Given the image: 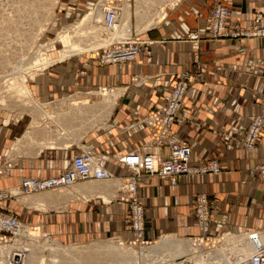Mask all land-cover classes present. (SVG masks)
Here are the masks:
<instances>
[{
    "label": "crops",
    "instance_id": "0c3cea01",
    "mask_svg": "<svg viewBox=\"0 0 264 264\" xmlns=\"http://www.w3.org/2000/svg\"><path fill=\"white\" fill-rule=\"evenodd\" d=\"M218 1L181 0L173 13L170 12L167 22L141 36L151 43L136 60L115 67L93 61L100 66V75L31 77V89L25 97H20L27 103L15 115L18 119L7 120L0 115V155H10L15 162L8 177L0 176V190L19 186L24 176L45 178L58 174L89 144L101 154L103 167L125 177L131 171L127 172L116 161V155L137 149L150 139L149 131L140 123L141 118L161 104L162 96L179 79L188 77L191 84L183 100V120L174 124L173 130L191 144L192 164L217 159L221 171L183 175L176 186L158 176L142 175L139 195L144 204V239L150 241L166 232L182 236L199 234L193 217L194 200L199 192L206 193L212 204V234L218 235L225 229L264 228V183L248 174L255 165H264V124L251 150H246L240 141L223 140L224 134L240 139L241 126L254 115L264 118V38L209 39L204 17ZM223 3L231 10L230 30L236 25L239 29L248 27L255 9L264 14V0H224ZM192 30H198L201 35L197 50L188 39ZM195 54L201 64L197 77L198 71L193 65ZM77 62L91 61L80 57ZM134 77L139 81H133ZM78 84H104L112 90L109 94L100 93L106 96L102 99V108L97 114L93 111L91 116L96 118L93 124L99 126H79V119H87L82 114L90 115L92 107L84 110L87 101L72 98L81 93ZM69 98L73 107L71 119L63 120L65 113L40 108L42 103L59 100L55 102L58 103ZM24 114L29 119L24 120ZM103 182L77 183L70 192H51L43 202L24 203L41 206L57 202L63 206L73 196V202L68 201L73 203V208L60 219L56 218L59 226L75 235L112 233L130 238V206L115 197L114 187ZM96 183L100 184L96 186ZM80 184L88 189L83 190ZM15 204L13 198L4 199L0 201V210L17 212Z\"/></svg>",
    "mask_w": 264,
    "mask_h": 264
},
{
    "label": "rangeland",
    "instance_id": "374dc122",
    "mask_svg": "<svg viewBox=\"0 0 264 264\" xmlns=\"http://www.w3.org/2000/svg\"><path fill=\"white\" fill-rule=\"evenodd\" d=\"M180 1L126 0L123 9L119 6L121 28L114 33L115 35L111 33H106L105 35L101 21L100 0H0V115H3L4 119L7 120L15 119L20 107L26 108L22 104H26L27 101L20 99V97H25V92L31 89L30 78L33 76H76L81 78L100 75L98 74L99 70H101L100 66L95 65L93 61H98L104 66H107V63H102L100 59L93 58L96 50L107 47L112 41V43L125 42L127 41L126 39L134 34L142 36L147 30L164 24L169 20L170 12L172 11L173 13V9ZM202 16L203 14L200 12L199 17ZM114 37L122 39L112 40ZM80 57L90 59L91 62L81 64L77 62ZM111 65L113 67L118 66V64ZM77 87L81 93H77L72 98H76L75 100L81 102L84 100L85 103L87 101V105H84V110L92 107L90 115L82 114V117L87 119L83 121L79 119V126L81 128L99 126L94 125L96 118L91 116L93 111H96L97 114V110L100 111L102 108L101 101L104 96L100 95V93L105 92L104 90L107 91V94L111 93L108 91L110 87L104 84L94 86L78 84ZM56 101H49L45 104L39 103L38 105L41 104L40 108L43 111L55 110L56 114L65 113L62 116L63 120L71 119L73 117L71 110L73 107L71 106L70 98L63 102L55 103ZM22 118L24 120L29 119L25 114ZM105 118L103 115L102 119L104 122ZM115 158L117 161V157ZM124 169L127 172L130 170ZM115 175L118 176L117 174ZM81 182L85 181L77 183ZM111 183V185L114 184V182ZM72 188L74 187L58 190L70 192L73 190ZM12 189H15V192ZM0 191L12 192V194L1 198L0 201L7 198L15 199L17 212L0 211L13 215L16 213L17 218L23 225V230L27 229L16 237H9L7 233H0V237L1 235L6 236L5 240H1L4 243H0V264H7L6 258H9L12 252H22L26 257L31 256L30 264H40V261L41 264H134V259L124 260L118 253H115L114 251L117 248L138 253V256L136 255V264H149V262H145V256L140 255L141 251H148L144 250L145 247L148 248L155 244L164 245L161 248L162 250L159 251L160 255H163L167 253L166 249L169 248L162 244L164 239L175 237L187 242L198 235L182 236L166 232L156 236L155 239H151L152 243L144 246L130 243L129 238L121 234L75 235L73 231H68L69 229L67 228L65 230L61 225L59 226L56 219L57 217L60 219L61 216L73 208V196L69 199L67 198V203L64 202L63 206L61 204L58 205L57 202L49 204L50 206H34L24 202L28 201L30 203V201H33L32 199L36 198L34 195L45 194V192L46 194H51L50 191L52 190L26 196L19 194L16 187H9ZM43 194L41 195L43 196ZM116 196L119 199L118 190ZM68 201H72L71 204ZM64 204L66 207H64ZM259 229L264 230V228ZM249 230L251 229L243 231L225 229L221 233H227L224 236L228 238V241L232 242L231 247L240 248L238 234ZM215 244H213L215 247L227 246L228 242L221 239L220 242H215ZM192 246L195 252L198 250L199 253L205 254L208 250L203 244L197 245V247L192 244ZM189 247L191 249V246ZM74 251L79 252L76 253L79 256L71 255ZM161 258L159 257L156 259L158 261L155 260L153 262L155 264H173V261L166 262ZM19 260L16 257L15 261L18 262ZM211 262H216V260L193 259V264H211ZM19 264H22V262Z\"/></svg>",
    "mask_w": 264,
    "mask_h": 264
},
{
    "label": "built area",
    "instance_id": "2783aa9c",
    "mask_svg": "<svg viewBox=\"0 0 264 264\" xmlns=\"http://www.w3.org/2000/svg\"><path fill=\"white\" fill-rule=\"evenodd\" d=\"M126 0H100L102 5L103 23L106 29L114 30L119 24V6ZM220 0L214 3L208 14L204 17L208 38L218 40L236 37H260L264 38V14L259 9L253 11V17L248 27L239 29L237 25L230 30L228 18L231 10ZM200 33L192 30L188 33V39L192 42L194 50L199 48ZM125 42H116L107 47L96 50L93 58L100 59L102 63L124 64L135 60L138 55L151 43L143 39L139 34L131 35ZM193 65L199 69L201 64L198 55L193 57ZM133 81H138L137 77ZM191 80L188 77L179 79L172 89L162 96L161 104L149 109L141 118L143 124L150 133V139L143 143L141 147L117 155V161L124 168L130 169V174L125 177L116 176L111 170L101 165V154L94 150L93 145H86L71 160L68 167L62 169L58 174L41 178L24 176L21 178L17 192L22 195H31L42 191H55L62 188L71 187L79 181L97 180L110 181L119 180L118 198L130 206L129 226L131 236L130 243L145 244L151 241L144 239V204L139 195V182L142 175L158 176L167 179L171 186H176L183 175L189 174H219L220 163L217 159H209L199 164L191 163V144L182 139L173 130V125L181 123L183 120L181 109L183 100L190 87ZM111 90V89H110ZM264 118L261 115L251 117L246 125L241 126L243 132L239 139L236 135L224 134V141H240L246 150L255 148ZM15 162L10 155H0V176L10 175ZM249 175L257 176L264 183V165L258 164L248 170ZM12 194L9 191H0V200ZM211 202L206 193L199 192L194 200V223L199 234L192 238L193 242L200 241L206 243L221 237L220 234H212L211 223ZM23 229L22 223L13 214L0 211V233H7L9 237L20 235ZM249 236L252 244V252L244 259L232 264H264V237L260 231L254 228ZM247 232V231H246ZM245 232V233H246ZM6 236L1 235L0 241ZM191 239V238H190ZM197 241V242H198Z\"/></svg>",
    "mask_w": 264,
    "mask_h": 264
},
{
    "label": "bare ground",
    "instance_id": "6f19581e",
    "mask_svg": "<svg viewBox=\"0 0 264 264\" xmlns=\"http://www.w3.org/2000/svg\"><path fill=\"white\" fill-rule=\"evenodd\" d=\"M126 4V1H124L123 3H121L120 4V8H122L123 9V6ZM128 6V5H127ZM7 8V7H6ZM126 8H128V7H126ZM100 11H101V14H102V27H103V30H104V34L106 35V33H111L112 35H115L114 33L115 32H118V30L121 28V23H120V19H119V24H118V26H117V28L116 29H114V30H108V29H106L105 28V26H104V23H103V11H102V5H101V7H100ZM96 14V13H95ZM124 14V13H123ZM99 16V15H98ZM97 16V19L99 18ZM101 17V16H100ZM123 17H124V15H123ZM127 19V18H126ZM154 19V18H153ZM14 20V19H13ZM99 20V19H98ZM124 20V19H123ZM4 22V21H3ZM9 23V22H8ZM96 25V24H95ZM96 27V26H95ZM94 27V28H95ZM100 27V26H99ZM7 32V31H6ZM28 33V32H27ZM122 34V33H121ZM94 35V34H93ZM97 35V34H96ZM95 36V35H94ZM121 36V35H120ZM122 38H112V40H121ZM89 41V40H88ZM91 41V40H90ZM22 42V41H21ZM84 44V43H83ZM96 50V49H95ZM12 83V82H11ZM140 84V83H139ZM138 85V84H137ZM105 92H103L102 94H105V93H107V91L106 90H104ZM109 92H112V91H110V90H108ZM24 92V91H23ZM23 92H21V93H23ZM26 94H28V91L27 92H25ZM105 97V96H104ZM85 99V98H84ZM80 100V99H79ZM84 101V100H83ZM104 101V100H103ZM101 103H102V101H101ZM108 103V102H107ZM106 104V103H105ZM103 105V104H102ZM105 107V106H104ZM36 108V107H35ZM34 108V109H35ZM108 109V108H107ZM103 110V109H102ZM106 110V109H105ZM109 110V109H108ZM84 112V111H83ZM86 113V112H85ZM107 113V112H106ZM21 114V113H20ZM18 115H19V113H18ZM88 116V115H87ZM20 118V117H19ZM36 120V119H35ZM40 122V121H39ZM33 125V124H32ZM69 132V131H68ZM27 135V134H26ZM94 181H97V180H94ZM105 182V181H104ZM103 182V183H104ZM106 182H108L109 184L111 183V182H114V184L113 185H111V187H116L115 189H116V193H117V190H118V188L120 187V184H119V180H110V181H106ZM87 183V182H86ZM77 184V183H76ZM76 184H73L71 187H73L74 185H76ZM100 184V183H99ZM98 184V185H99ZM82 187H83V185L82 184H80ZM86 185V184H85ZM90 185H92V184H90ZM94 185V184H93ZM96 186H98L97 185V183L95 184ZM94 185V187H96ZM80 186V187H81ZM88 186H89V183H88ZM85 187L86 186H84L83 187V190L85 189ZM89 187H91V186H89ZM86 189H88L87 187H86ZM91 189H93V187H91ZM82 190V191H83ZM12 191H14L15 192V189H12ZM57 191H61V190H55V191H50V192H57ZM80 191H81V188H80ZM41 194H43V193H41ZM41 194H38L37 196L36 195H34L36 198H34V199H32L33 201L32 202H30V204H35V203H40V202H43V200H44V198H45V200H46V198L47 197H49V195L50 194H46V192H45V194H43V196L41 195ZM33 197V196H32ZM35 200V201H34ZM25 230H27V229H25ZM25 230H23V229H21V232L22 231H25ZM21 232H20V235H21ZM253 231H247L246 233H242V234H238V238H239V240L238 241H240V244H239V246H241L240 248H234V247H231V241H228V238H225L226 236H224L225 234H227V233H224V234H222L221 235V237L219 236V238L218 239H214V240H212V241H210V242H206V243H204V241L203 242H200V241H195V242H193V240H188L187 242L186 241H184V240H182V239H177V238H167V239H164L163 240V243L162 244H165L166 246H168L169 248L168 249H166L167 250V253L166 254H163V255H160V252L159 251H161L162 249L161 248H163L164 247V245L162 246V245H160V244H155V245H153V246H149L148 248H144V250H148V251H144V252H140V255H144L145 256V262H149V264H155V262H153V261H155L157 258H161V259H164V261H166V262H171V261H173V264H193V259H199V258H201V259H204L205 261H210L211 259H215L216 260V262H211V264H232V263H235V262H237V261H239V260H242V259H244V258H246L251 252H252V244H251V241L249 240V238H248V236L252 233ZM228 234H231V233H228ZM260 235L262 236V237H264V233L262 232V231H260ZM31 236V235H30ZM224 236V237H223ZM244 236V237H243ZM234 238V237H233ZM236 238V237H235ZM221 239H223L224 241H226V242H228V244H227V246H219V247H215V242H220V240ZM190 241V242H189ZM0 243H4L3 241H0ZM152 242H150V243H145V244H141V245H149V244H151ZM234 243V242H233ZM192 244L193 245H196V247H197V245H204L205 247H207V251H206V253L204 254V253H199L198 252V250L195 252L193 249H192ZM213 244H215V245H213ZM191 246V249H190V247L189 246ZM224 245H226V244H224ZM244 245V246H243ZM93 246V245H92ZM2 247V246H1ZM49 247V246H48ZM89 247V246H88ZM231 247V248H230ZM77 248V247H76ZM201 248V247H200ZM12 249V248H11ZM198 249V248H197ZM228 249H230V250H228ZM26 250V249H25ZM87 251H89V250H87ZM107 251V250H106ZM249 251V252H248ZM105 252V251H104ZM115 253H118V255L121 257V258H123L124 260H126V259H134V264H136L137 263V259H136V255L138 254V253H134V252H132V251H130V250H125V249H123V248H117V249H115V251H114ZM197 252H198V254H197ZM76 253H79V252H77V251H74L73 252V254H71V255H78L79 256V254H76ZM110 253V252H109ZM82 254H84V253H82ZM81 255V254H80ZM82 256V255H81ZM138 256V255H137ZM16 257H18L20 260L18 261V262H16L15 261V259H16ZM30 258H31V256H28V257H26V256H24V254L22 253V252H12L11 254H10V256H9V258H6V263L7 264H19L20 262H22V264H30L31 263V261H30ZM156 261H158V260H156ZM209 263V262H208ZM40 264H41V261H40ZM145 264H147V263H145Z\"/></svg>",
    "mask_w": 264,
    "mask_h": 264
}]
</instances>
